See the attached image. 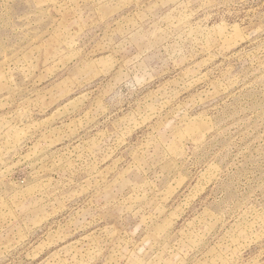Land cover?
Listing matches in <instances>:
<instances>
[{
  "label": "rangeland",
  "instance_id": "1",
  "mask_svg": "<svg viewBox=\"0 0 264 264\" xmlns=\"http://www.w3.org/2000/svg\"><path fill=\"white\" fill-rule=\"evenodd\" d=\"M0 264H264V0H0Z\"/></svg>",
  "mask_w": 264,
  "mask_h": 264
}]
</instances>
